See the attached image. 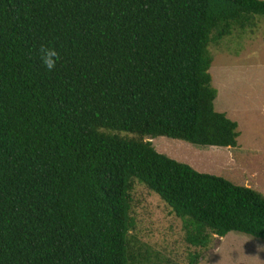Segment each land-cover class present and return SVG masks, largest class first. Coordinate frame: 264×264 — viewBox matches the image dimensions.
I'll return each instance as SVG.
<instances>
[{"label": "trees", "instance_id": "obj_1", "mask_svg": "<svg viewBox=\"0 0 264 264\" xmlns=\"http://www.w3.org/2000/svg\"><path fill=\"white\" fill-rule=\"evenodd\" d=\"M257 15L264 0H0V264H143L137 185L193 247L264 240V195L147 140L237 145L209 47ZM42 48L59 54L51 70Z\"/></svg>", "mask_w": 264, "mask_h": 264}, {"label": "rangeland", "instance_id": "obj_2", "mask_svg": "<svg viewBox=\"0 0 264 264\" xmlns=\"http://www.w3.org/2000/svg\"><path fill=\"white\" fill-rule=\"evenodd\" d=\"M256 28L233 31L210 46L209 72L217 89L214 109L238 125L235 147L202 146L165 136L148 138L153 148L201 173L249 186L264 195V17ZM135 235L151 256L143 264H189V253L199 251L196 264H264V240L229 232L214 236L210 245L196 248L184 240L181 220L144 186L135 190Z\"/></svg>", "mask_w": 264, "mask_h": 264}, {"label": "clouds", "instance_id": "obj_3", "mask_svg": "<svg viewBox=\"0 0 264 264\" xmlns=\"http://www.w3.org/2000/svg\"><path fill=\"white\" fill-rule=\"evenodd\" d=\"M42 61L44 65L49 69H53L56 65V61L59 58L58 52L54 48H42Z\"/></svg>", "mask_w": 264, "mask_h": 264}]
</instances>
